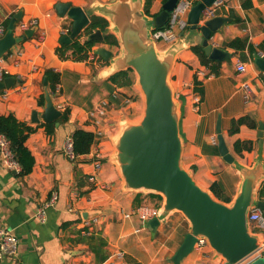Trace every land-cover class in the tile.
<instances>
[{
	"label": "crops",
	"instance_id": "obj_1",
	"mask_svg": "<svg viewBox=\"0 0 264 264\" xmlns=\"http://www.w3.org/2000/svg\"><path fill=\"white\" fill-rule=\"evenodd\" d=\"M115 1L0 0V25L21 11L19 21L25 27L35 26L30 37L15 44L0 59V67L9 71L6 77L15 78L12 86L0 90V115L11 113L34 128L25 141L34 157L32 171L21 176L20 167L10 170L0 162V228L10 230L18 239L17 253L0 259V264H175L173 256L189 231L187 219L181 212L174 211L151 228L147 223L143 225L135 215L125 217L124 213L139 205L134 203L138 192L125 190L116 166L109 159L104 160L112 148L111 123L117 118L113 112L117 111L120 119L125 108L133 109L136 104L135 100L125 103V96L120 95L137 93L134 71L131 74L133 85L114 91L119 92L118 106L108 103V91L102 85L107 79L104 73L109 61L99 56L98 49L111 51L113 57L119 54V44L110 47L99 43L94 46V56L102 59L94 62L95 71L90 60H62L55 53L59 38L69 32L71 25L66 15L60 16L56 12L57 3L69 2L88 14L104 17L108 21V30L109 20L101 11ZM191 1L194 4L196 0ZM146 2L147 16L152 18L161 11L164 0H143L142 10ZM213 16L228 18L208 40L212 46L227 53V57L220 61L210 60L218 65L219 72L209 73L191 51V45L201 44L202 37L198 31L187 28L179 32V38H187L189 44L175 55L168 80L180 104L179 131L183 138L185 168H193L194 179L205 188H209L213 181L221 180L224 192L233 198L240 177L235 166L225 162L218 152L216 121L220 116L225 144L240 164L252 167L256 159L264 161V130L261 136L258 135V122L264 125V71L254 61L256 57L264 58V0H224ZM14 30L16 36L24 34L19 26ZM234 38H245L246 47L237 49L225 45ZM169 45L155 42L159 50ZM238 63L245 64L244 72L237 70ZM48 69L60 73V81L52 96L54 104L62 113L68 110L67 119L60 117L58 125H55L56 121L36 123L31 120L33 111L41 113L44 110L41 97L44 96L43 80ZM194 76L203 83L202 99L193 91ZM245 85L251 89L247 97ZM140 101V108H143V100ZM103 102H107L105 117L99 126L103 135L89 153L79 155L73 161L68 159L63 153L65 140L77 128L94 131L88 112ZM244 115L254 119L256 127L240 125L238 131L229 133L232 119ZM236 140H250L252 149L235 153L233 145ZM96 147L103 154L99 170L92 162V151ZM260 187L264 200V179ZM53 193L56 200L43 210L41 217L38 216L39 207ZM141 198L143 204L157 206L160 202L148 193H143ZM95 211L98 215L94 219L83 220V214ZM252 228L261 237V248L264 249V228L254 224ZM83 230L88 233L84 234ZM90 235L100 236L104 241L100 245V255L106 254L103 261L97 262L90 250ZM117 251L123 254L122 257L116 255ZM256 257L257 252L239 264H248ZM178 264L221 262L213 258L212 249L204 244L194 245Z\"/></svg>",
	"mask_w": 264,
	"mask_h": 264
},
{
	"label": "water",
	"instance_id": "obj_2",
	"mask_svg": "<svg viewBox=\"0 0 264 264\" xmlns=\"http://www.w3.org/2000/svg\"><path fill=\"white\" fill-rule=\"evenodd\" d=\"M214 0H196L187 13V25L190 30L198 31L202 37L201 46L211 61H220L227 57L222 49L208 42L212 32L218 31L228 18L213 16L200 22L202 10ZM143 0H117L103 7L101 13L107 17L108 31L115 34L120 46L119 54L99 48L98 54L109 67L104 76L109 77L117 71L131 68L135 75V86L143 95V109L135 122H125L111 141L115 146L114 159L110 160L118 169L125 190L154 193L162 197L158 214L147 224L156 227L171 212H181L189 223V231L173 256L178 264L198 239H204L210 246L213 258L221 264H239L251 257L261 246V237L249 229L248 214L252 207H264L258 200L257 191L264 179V161L256 159L252 167L240 164L229 153L221 133L220 116L216 121L218 152L223 160L233 164L238 171L240 182L236 194L230 202L218 200L212 192L196 182L192 173L182 161L183 138L179 131L180 104L174 98L169 83L175 55L189 42L187 38H178L164 50L155 46L151 31L162 28L175 7L177 0H164L161 11L149 18L142 10ZM56 12L71 20L68 33L59 38L60 44L73 41L89 24V14L80 6L69 2L57 3ZM21 20V11L9 20L4 34L0 37V59L18 42L30 37L35 26L24 30L22 36H16L15 24ZM90 38L102 41L100 30L94 31ZM255 64L264 71V58L256 57ZM15 78L8 76L0 81V90L9 88ZM44 84V110L32 112L33 122L53 121L58 125L62 112L55 106L52 94L48 90L46 77ZM259 136L264 125L258 122ZM115 137V138H114ZM98 212L83 214V220L91 219ZM248 264H264L263 257H256Z\"/></svg>",
	"mask_w": 264,
	"mask_h": 264
},
{
	"label": "trees",
	"instance_id": "obj_3",
	"mask_svg": "<svg viewBox=\"0 0 264 264\" xmlns=\"http://www.w3.org/2000/svg\"><path fill=\"white\" fill-rule=\"evenodd\" d=\"M144 11L149 15L147 8V2L144 4ZM89 24L81 31V33L73 39L72 42L67 44H59L56 49V55L62 59L67 60L71 59L73 61H88L89 53L93 51L95 45L99 43L106 44L110 47L118 46L117 38L110 32H108V21L99 15L89 14ZM9 20L5 21L4 27L6 28ZM18 22V21H17ZM100 30L102 33V41L93 40L90 38V35L96 31ZM228 47L242 49L247 45L245 38H234L225 44ZM261 48L263 45H260ZM191 51L198 57L200 63L209 69V73L217 74L219 72V67L216 64H213L203 52L201 44H193L190 47ZM98 60H102L98 57L95 60L91 61L92 70L95 71V63ZM132 69L127 68L125 70H120L114 74L107 77L103 80L102 85L108 91V103H114L116 106L119 105L118 94L113 96L114 91L119 88H128L133 85ZM45 77L47 81V87L52 96L55 94L56 85L60 81V73L52 69H48L45 72ZM193 91L196 92L200 99H202L204 94L203 83L201 80H198L196 76L193 78ZM121 96H124L120 93ZM44 96L41 97V103L43 102ZM68 110H64L61 118L63 120L67 119ZM50 124H48L49 126ZM240 125H247L249 127L255 128L256 122L248 115L241 116L237 119H232L231 125L229 128V133H235L238 131ZM34 131V128L26 125L25 123L19 121L13 114L0 115V132L3 133L10 141V147L19 163L20 170L19 174L21 176L27 175L32 171L34 165V157L29 149L25 145V141L28 135ZM73 140V151L76 156L84 155L89 153L92 148V145L95 142V134L92 131L84 130L77 128L73 131L72 135ZM234 151L237 154H241L242 151H250L252 149V142L250 140L240 141L236 140L234 142ZM263 183V182H262ZM212 194L220 201L230 202L232 197L227 195L224 192V185L221 180L213 181L209 188ZM261 187L258 190V200L264 203V200L261 198ZM142 192L136 193L134 198L135 204H143ZM151 197H156L160 202L162 197L159 194L148 193ZM160 202L157 206H160ZM156 206V205H155ZM264 210V207L262 208ZM90 239V240H89ZM93 241V242H92ZM88 243L90 245V250L95 254L96 261L100 262L106 258V254L100 255L101 246L104 244V241L100 236L90 235L88 237ZM96 244V246H95Z\"/></svg>",
	"mask_w": 264,
	"mask_h": 264
},
{
	"label": "built area",
	"instance_id": "obj_4",
	"mask_svg": "<svg viewBox=\"0 0 264 264\" xmlns=\"http://www.w3.org/2000/svg\"><path fill=\"white\" fill-rule=\"evenodd\" d=\"M223 2L224 0H214L209 6H206L202 10L201 18L202 16L203 18L205 17V19L206 17L213 16L216 11V8L222 5ZM192 4L193 2L191 0H177L175 7L172 9V11L169 12V16L166 24L162 28H156L151 31V37L154 39V41L162 42L165 44H171L174 41H176L180 37L179 32L185 31L188 28L186 15ZM16 26H19L23 29L22 34L24 30L30 28V27H25V25L21 23V21L16 22L15 27ZM5 29L6 28L4 27V25H0V37L4 34ZM97 58L98 56L95 57L93 51L89 53L88 60L92 61ZM236 68L239 72H244L246 69L244 63H238ZM8 73L9 71L7 68L0 67V80L2 81V79L6 77ZM244 87L247 92L246 93V97H247L251 89L248 85H245ZM116 95L117 93L114 92L113 96ZM125 99H126L124 100L125 103H128L129 102L128 98ZM106 106H107V102H103L93 107L88 112V116L94 127V131H92L95 134L94 144H96L100 139V137L103 135L99 126L101 124V121L105 117ZM63 153L66 155L68 159L72 161L77 158V156L73 151L72 137H69L65 140L63 145ZM92 154H93L92 162L94 164V168L96 170H99L102 167V158H103L102 151L98 147H96L93 148ZM0 162L2 163L3 166H5L10 170H17L20 167L10 147L9 139L1 132H0ZM55 200H56V194L53 193L50 199H48L42 207H39L37 211L38 216L41 217L43 210L49 207ZM158 209L159 206L140 204L136 207H133L129 212L124 213V216L130 217L132 215H135L144 225L150 219L154 218L158 214ZM91 219H94V217ZM248 219L250 224H254L259 228H264V210H262V208L258 206L252 207L249 211ZM83 233L87 234L88 232L86 230H83ZM204 244H206V241L204 239H198L194 245L196 246V245H204ZM17 250H18L17 237L10 230L0 228V259L15 255L17 253ZM256 252L258 253V257L264 258V249H262L261 246ZM116 255L118 257H122L123 254L117 251ZM109 264H113V263H109Z\"/></svg>",
	"mask_w": 264,
	"mask_h": 264
},
{
	"label": "rangeland",
	"instance_id": "obj_5",
	"mask_svg": "<svg viewBox=\"0 0 264 264\" xmlns=\"http://www.w3.org/2000/svg\"><path fill=\"white\" fill-rule=\"evenodd\" d=\"M186 18H187V15H186ZM202 19H203V16L201 18V21H203ZM136 88H137V93L135 92L134 95L133 94L124 95L125 98H128L130 103L133 102L134 100L136 101V104L134 105V107H132L133 109H130V107L125 108L123 110L124 116L122 118H120V119L117 116V111L113 112L114 113L113 116L117 117V118H115V120L113 119V122L111 123L112 126H113L112 129H111L112 132H113V136L115 134H117V132L119 131V129H121V127L124 126L123 124L125 122H135V121H137L139 119L140 115L142 114V109L143 108H140L139 104L141 102L140 99L143 100V95H142V92L140 91V89L137 86H136ZM174 98L178 99L175 94H174ZM114 152H115V146L112 144V148H110L108 150V154L106 153V156H105L104 160H106V159L113 160L114 159ZM112 164H114V163H112ZM186 169L189 170L192 173V175H194L193 174V168H186ZM148 203H150V202H148ZM249 229L253 232L252 224H249Z\"/></svg>",
	"mask_w": 264,
	"mask_h": 264
}]
</instances>
